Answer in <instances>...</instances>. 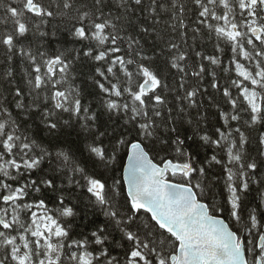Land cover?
<instances>
[{
  "label": "snow or ice",
  "instance_id": "6c2138e0",
  "mask_svg": "<svg viewBox=\"0 0 264 264\" xmlns=\"http://www.w3.org/2000/svg\"><path fill=\"white\" fill-rule=\"evenodd\" d=\"M0 264H264V0H0Z\"/></svg>",
  "mask_w": 264,
  "mask_h": 264
},
{
  "label": "trees",
  "instance_id": "16d2710c",
  "mask_svg": "<svg viewBox=\"0 0 264 264\" xmlns=\"http://www.w3.org/2000/svg\"><path fill=\"white\" fill-rule=\"evenodd\" d=\"M73 47H75V46L72 45V44H64L62 42H60V43L54 42L53 45H52L53 50H57L58 49V50H61V51H63L66 48L67 49H72ZM85 71H86V69H85ZM97 219L102 221L103 217L102 216H98Z\"/></svg>",
  "mask_w": 264,
  "mask_h": 264
}]
</instances>
